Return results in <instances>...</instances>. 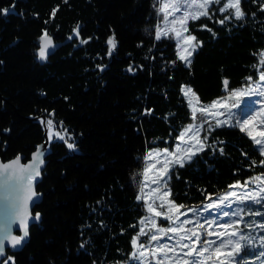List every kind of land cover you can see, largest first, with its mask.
<instances>
[{
	"label": "trees",
	"instance_id": "obj_1",
	"mask_svg": "<svg viewBox=\"0 0 264 264\" xmlns=\"http://www.w3.org/2000/svg\"><path fill=\"white\" fill-rule=\"evenodd\" d=\"M156 4L0 0V9H11L0 12V160L29 161L45 143L44 119L76 146L50 142L37 187L43 200L34 210L41 223L2 264H134L133 240L144 217L135 180L148 152L172 150L190 123L183 86L209 104L225 98L224 80L231 93L259 77L264 0H241L243 20L221 24L230 14L213 6L191 21L198 49L190 66L173 40L155 39ZM43 36L65 45L41 65ZM262 161L239 128H217L201 153L172 170L171 200L201 206L263 175Z\"/></svg>",
	"mask_w": 264,
	"mask_h": 264
},
{
	"label": "rangeland",
	"instance_id": "obj_2",
	"mask_svg": "<svg viewBox=\"0 0 264 264\" xmlns=\"http://www.w3.org/2000/svg\"><path fill=\"white\" fill-rule=\"evenodd\" d=\"M204 2L205 0H157V35L175 42L177 56L186 66L189 65L186 64L185 60L180 59V57L184 56L192 62L193 55L198 49L196 39H188L189 37H194L189 33V24L191 21H194V19H191V16L195 14L199 18L204 17L200 15L201 9L197 7L198 4ZM226 3L227 0H220L219 3L213 2L207 6L206 10L209 12L213 6L220 9ZM165 4L168 7L164 8L162 12L161 8ZM177 7H179V11L176 10ZM232 11L234 10L229 9L221 11V13L230 14ZM185 12L189 15L186 20H183ZM165 14H167V19H164ZM183 27L187 28L186 32L183 31ZM165 32H167V35H163ZM177 32L180 33V36L176 35ZM193 46H195V50H193ZM189 52H191V55H189ZM262 58H264V50L260 54V60ZM261 73H264V66L260 64L259 76ZM258 83H261L259 77L256 80H249L242 88L235 90H246ZM187 88L192 90L190 86L184 85L182 91L191 112V121L182 132L190 125L195 127L184 136L183 140L178 138L172 150L152 149L149 151L148 154L152 153L153 155L149 157L147 154L143 170L138 174L137 180H135L138 190V201L144 210V217L140 220L138 239L135 238L137 239V243L133 244L130 262L134 264H161V262L162 264H185V261H187L188 264H194L199 259L200 264H264V255H257V253H264V245L261 244V241L264 240V228L260 226L264 224V203L255 204L251 199L252 196H257L264 201V191L261 190L264 188V174L258 176L260 179L256 180L255 183H253V180L256 177L244 184H235L224 194L208 199L205 204L197 207H180L176 205L171 200L169 191L170 174L173 169L180 167L179 164L174 162L175 159L179 157L183 161L184 166L201 153L206 148L209 132L220 128L216 126L217 119L221 121L228 120V125L223 127H237L239 129L238 122L243 123L245 119L252 120V123L247 125V131L242 132L247 134L251 139L252 136H255L257 139L264 140V136L260 135L261 132H264V96H259L255 92H252L234 97L237 101L223 98L218 100L222 101V104H218L215 109H211L210 105L213 102L202 104L193 90L188 95H185L184 90ZM189 100H191V104ZM234 104L236 106H233ZM202 108L209 109V112L217 113V115H202L200 111ZM194 110L195 118L193 116ZM229 112L231 115H229ZM219 113H224V115H219ZM253 117H255L254 120ZM201 125L203 126L201 127ZM47 127L51 143L60 141L64 142L67 147L68 144H72L73 148H68L71 151L76 150L71 135L61 126L56 125L52 121V125H47ZM249 132L252 133V136L248 134ZM57 133L59 136H57ZM59 137H63V139ZM199 141H203V150H198L201 147ZM253 142L256 145L254 140ZM256 147L259 149L261 146L256 145ZM173 153L176 155H170ZM261 154L264 157V153ZM189 156H191L190 160L187 159ZM165 163H167L166 167ZM231 193H235L236 195L231 196ZM249 193L251 195H246ZM225 196H229V199L225 203L230 204V208L225 207L223 204L220 205L219 209L208 208L209 204L219 203L220 199ZM240 198H244L243 204L238 202ZM149 206L154 211H149ZM177 209L179 210L177 211ZM189 209L192 211H189ZM223 211H228L230 215L227 217L223 216L221 214ZM156 212H160L162 215L158 216ZM233 212L239 213V215H234L232 214ZM183 221H191V223H183ZM208 222H211V227H209ZM229 224L232 226L220 227V225ZM199 225H203V228ZM160 228H177L181 229V231L165 234L159 231ZM189 229L200 236L199 244L194 242L196 237H193L192 240H181L182 236L191 235V232L187 231ZM141 230L147 233V235H141ZM207 232L218 233L219 235L208 236L206 235ZM233 232L236 235H231ZM152 235H156L157 240H151L150 237ZM240 236H244L245 238L250 237V239L240 240ZM205 239L210 242L215 241L216 243L205 245ZM229 240H232L233 243L239 241L241 244L238 254L232 251V246L228 244ZM221 241L224 242L225 246L219 248L217 251ZM183 244H188L189 247L184 248L182 247ZM164 245H167V248L163 249V251H158ZM205 246L208 247V252L203 257H199L198 252ZM193 248L197 249V252L192 253V255H186ZM169 249H174V251H169ZM229 252L232 253V259H229Z\"/></svg>",
	"mask_w": 264,
	"mask_h": 264
},
{
	"label": "snow or ice",
	"instance_id": "obj_3",
	"mask_svg": "<svg viewBox=\"0 0 264 264\" xmlns=\"http://www.w3.org/2000/svg\"><path fill=\"white\" fill-rule=\"evenodd\" d=\"M219 3L220 0H205L204 3H200L197 5V7L199 9H201V12H200V15H203V16H208L209 13L207 12V6L211 3ZM240 3H241V0H227V3L226 5H222L221 8L219 9V11H226V10H229V9H232L234 11H232L230 13V16L228 17H225L224 19L220 20L219 23L223 24L225 22V20H228V19H231V18H235L236 20H243L244 16H245V13L241 10L240 8ZM168 7L167 4H165L162 8H161V11L163 12L164 8ZM177 11H179V7L176 8ZM11 9H0V12H10ZM188 13L185 12L184 13V16H183V20H186L188 18ZM199 16L198 15H195L193 14L191 16V19H198ZM164 19H167V14L164 15ZM183 31H187V28L186 27H183ZM77 35H79V33L77 32ZM163 35H167V32L163 33ZM177 36H180V33L177 32L176 33ZM155 39L159 40L161 39V35H156L155 36ZM188 39H191V40H194L195 37H189ZM83 43H87V40L83 41ZM109 44L112 45V47L114 48L115 47V41H114V38L110 39L108 41ZM193 50H195V46H193ZM110 54V53H109ZM189 55H191V52H189ZM40 56L41 58H46V55H45V52L43 50H41V53H40ZM180 59L182 60H185L186 64L190 66V63L191 61L190 60H187L186 57L184 56H181ZM175 63V62H173ZM259 63L264 66V58H262ZM129 71H131V68L129 69ZM248 79H251V77H249ZM259 81L261 83H258L256 84L254 87H251L249 89H246V90H234L230 93V97L229 98H232V97H236V96H242V95H245V94H249V93H252V92H255L257 95L259 96H264V73H261V75L259 76ZM224 83V86L227 87L228 85V81L227 80H224L223 81ZM191 89L190 88H187L184 90L185 92V95H188L189 93H191ZM194 95V93H193ZM189 103L191 104V100H189ZM218 104H222V101H215L213 102L212 105H210V108L211 109H215L217 107ZM238 104V102H237ZM233 106H236L235 104ZM201 111V114L202 115H217V113H212V112H209V109H200ZM219 115H224V113H219ZM229 115H231V113L229 112ZM193 116L195 118V110H194V113H193ZM255 119V117H253V120ZM252 123V120H248V119H245L243 123H239L238 122V126L240 127V130L241 131H247V125L251 124ZM48 125L51 126L52 125V121H48ZM228 125V120H219L217 119L216 120V126L217 127H223V126H227ZM203 125H201L202 127ZM230 126H236V125H230ZM195 127V126H192L190 125L188 128H186L184 130V132H182L180 134V139L183 140L184 139V136L190 132L192 130V128ZM250 136H252V133L249 132L248 133ZM261 136H264V132H261L260 133ZM57 136H59V134L57 133ZM60 139H63V137H59ZM252 139L255 141L256 145H260L261 147L258 149L261 153H264V140H261V139H257L255 136H252ZM201 147L198 149V150H203V141H199ZM68 147L69 148H73V145L72 144H68ZM219 151L221 152V154H223V148H220ZM149 157H151L153 154L152 153H149L148 154ZM159 155V154H157ZM170 155H173L175 156L176 154L173 153V154H170ZM43 153L41 152H37L34 154L33 156V163L31 165V173H29L27 176L21 178L19 176H16L15 179H14V176H15V170L14 169H10V166L9 165H4L3 169L0 170V198H2L6 204V206L8 208H10L12 210V213H13V219H15L19 213H20V208H21V201L23 199V196H22V193L25 191L24 190V184H28L29 187L31 186V180H32V177L33 175L35 176H39V170H38V165H42L44 163V160H43ZM18 159L17 158V163H18ZM187 159H191V156L187 157ZM159 162V161H158ZM176 164H179L180 167H183V161L177 157L174 161ZM262 163H264V161H262ZM167 166V163H165V167ZM260 177H256L255 180H253V183L256 182V180H259ZM155 182V181H154ZM262 191H264V188L261 189ZM155 191V189H154ZM170 191V190H169ZM32 195H35V193H32ZM231 196H235L236 194L235 193H231L230 194ZM246 195H251L250 193L249 194H246ZM139 198V197H138ZM209 199H211V197H209ZM229 199V196H225V197H222L219 201V203H213V204H209L208 205V208L209 209H212V208H217L219 209L220 208V205H225V207H231L230 204H226L225 202ZM252 199V202L255 203V204H262L264 203V201H262L260 198H258L257 196H252L251 197ZM239 203L243 204L244 203V198H240ZM180 207H183L182 205ZM179 209H177L178 211ZM149 211H154V209L151 208V206H149ZM189 211H192L191 209H189ZM223 216L227 217L230 215V213L228 211H223L221 213ZM232 214L234 215H239V213H236V212H233ZM156 215H162V213L160 212H156ZM184 215H186V213H184ZM39 218V214H36L35 217H33L34 220L38 219ZM141 223H143V221H141ZM183 223H191V221H183ZM199 223V222H197ZM209 223V227H211V222H208ZM201 228H203V225H199ZM232 225L229 224V225H220V227H231ZM262 228H264V224H261L260 225ZM160 232L162 233H165L167 234L168 232H172V233H177V232H180L181 229H177V228H168V229H164V228H160L159 229ZM188 232H191V235H187V236H182L181 237V240L183 239H188V240H192L193 237H196V240L194 241L195 243L199 244L200 243V236L196 233V232H192L190 229L187 230ZM141 235H147V233L143 232V230H141L140 232ZM219 235L218 233H213V232H207L206 235L208 236H211V235ZM231 235H236L235 232H233ZM28 236V232L26 230V227H25V230L23 231V235L20 236V237H11V242L13 244V246L15 245H19L21 244V242ZM9 234L7 231H5V234L2 238H0V255H2L4 253V243L6 241L9 240ZM138 239V238H137ZM137 239H134L133 240V244H136L137 243ZM151 240L155 241L157 240V236L156 235H152L150 237ZM245 239H250L249 238H245L244 236H240V240H245ZM179 243V242H178ZM209 243L211 244H215L216 242L215 241H208V240H204V244L205 245H208ZM228 244L232 246V251H235L237 254L239 253V250L241 248V244L239 243V241L233 243L232 240H229L228 241ZM261 244L264 245V240L261 241ZM225 245H224V242L221 241L219 247L217 248V251L219 250V248H223ZM182 247L184 248H188L189 245L188 244H183ZM167 248V245H164V246H161L160 249H158V251H163V249ZM208 247H203L202 250H200L198 252V256L199 257H203L205 253L208 252ZM169 251H174V249H169ZM194 252H197V249L193 248L190 250L189 253H186V255H192V253ZM141 255H143V253H141ZM166 255V253H165ZM257 255H264V253H257ZM232 253L229 252V259H232ZM162 264V262H161ZM185 264H188L187 261H185ZM194 264H200V261L199 259H197Z\"/></svg>",
	"mask_w": 264,
	"mask_h": 264
},
{
	"label": "water",
	"instance_id": "obj_4",
	"mask_svg": "<svg viewBox=\"0 0 264 264\" xmlns=\"http://www.w3.org/2000/svg\"><path fill=\"white\" fill-rule=\"evenodd\" d=\"M65 44H58L56 43L50 36H43L39 39L38 43V50L36 52L37 61L41 65L48 63L49 59ZM41 50L45 52L46 58H41L40 53ZM225 98L228 100L237 101L234 97H230V93L227 87L224 88ZM44 126H45V143L40 145L39 148L36 150L35 153L41 152L43 153V160L44 163L42 165H38L39 176L33 175L31 180V186L29 187L28 184H24V192L22 193L23 199L21 201V208L19 215L13 219V213L10 208H8L2 198H0V238H2L5 234V231L9 234V240L4 243V253L0 255V264L7 258L8 252L17 253L24 247V242L28 240L30 230L34 225H38L41 223V218L34 220L33 217L36 215L34 214V210L36 206H38L43 197L38 194L37 187L39 183L42 181V173L46 167V158L48 154V147L50 144L49 136H48V127L46 125V120L44 119ZM34 153V154H35ZM31 156L30 160L26 162L23 156L10 160V161H2L0 160V170L3 169L4 165H9L10 169L15 170V176H19L21 178L27 176L31 173V165L33 163V156ZM35 193V195H32ZM26 230L28 232V236L21 242L19 245L13 246L11 242V237H20L23 235V231Z\"/></svg>",
	"mask_w": 264,
	"mask_h": 264
}]
</instances>
